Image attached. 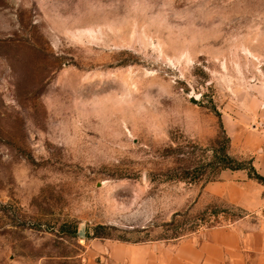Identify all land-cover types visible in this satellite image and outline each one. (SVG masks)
<instances>
[{"label": "rangeland", "instance_id": "1", "mask_svg": "<svg viewBox=\"0 0 264 264\" xmlns=\"http://www.w3.org/2000/svg\"><path fill=\"white\" fill-rule=\"evenodd\" d=\"M260 107L264 0H0V264L235 224L204 188Z\"/></svg>", "mask_w": 264, "mask_h": 264}, {"label": "crops", "instance_id": "2", "mask_svg": "<svg viewBox=\"0 0 264 264\" xmlns=\"http://www.w3.org/2000/svg\"><path fill=\"white\" fill-rule=\"evenodd\" d=\"M253 118L251 131L230 118L223 125L231 152L249 157L264 178V107ZM204 193L240 208L247 216L174 244L104 241L98 243L105 254L99 264H264V186L243 171L223 170Z\"/></svg>", "mask_w": 264, "mask_h": 264}, {"label": "trees", "instance_id": "3", "mask_svg": "<svg viewBox=\"0 0 264 264\" xmlns=\"http://www.w3.org/2000/svg\"><path fill=\"white\" fill-rule=\"evenodd\" d=\"M219 170H231V171H238V170H246L248 171V177L250 179L256 180L258 183H261L264 185V178L261 177L256 173L254 168L249 165L248 168H246L243 164L237 162L235 159H233L227 152L224 151L222 153V160L219 161ZM98 237V236H96Z\"/></svg>", "mask_w": 264, "mask_h": 264}, {"label": "water", "instance_id": "4", "mask_svg": "<svg viewBox=\"0 0 264 264\" xmlns=\"http://www.w3.org/2000/svg\"><path fill=\"white\" fill-rule=\"evenodd\" d=\"M190 102L193 103V104H196L197 103V99L193 96L190 97Z\"/></svg>", "mask_w": 264, "mask_h": 264}]
</instances>
